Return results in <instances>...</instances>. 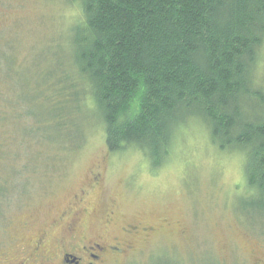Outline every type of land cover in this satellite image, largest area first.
<instances>
[{
    "label": "rangeland",
    "instance_id": "rangeland-1",
    "mask_svg": "<svg viewBox=\"0 0 264 264\" xmlns=\"http://www.w3.org/2000/svg\"><path fill=\"white\" fill-rule=\"evenodd\" d=\"M79 13L71 0H0V184L12 186L0 196L4 250L34 237L86 193L85 236L125 241L122 229L134 226L142 233L110 264H264V209L247 196L244 158L220 151L203 123L182 130L156 171L137 150L110 153L99 123L87 127L75 151L49 145L47 124L30 115L43 108L32 101L27 108L20 96L45 93L48 80L64 74L58 59ZM261 58L264 64V47ZM109 212L113 221L104 227Z\"/></svg>",
    "mask_w": 264,
    "mask_h": 264
},
{
    "label": "trees",
    "instance_id": "trees-1",
    "mask_svg": "<svg viewBox=\"0 0 264 264\" xmlns=\"http://www.w3.org/2000/svg\"><path fill=\"white\" fill-rule=\"evenodd\" d=\"M71 1L64 74L20 96L43 108L25 110L47 124L49 145L75 151L99 123L110 153L137 150L156 171L201 122L220 151L242 154L247 196L264 209V0Z\"/></svg>",
    "mask_w": 264,
    "mask_h": 264
},
{
    "label": "flooded vegetation",
    "instance_id": "flooded-vegetation-1",
    "mask_svg": "<svg viewBox=\"0 0 264 264\" xmlns=\"http://www.w3.org/2000/svg\"><path fill=\"white\" fill-rule=\"evenodd\" d=\"M86 195L75 196V202L59 214L56 221L26 242L14 244L11 251L4 250L3 244H0V264H110L112 258L131 252L135 237L142 234L139 227L123 228L127 237L125 241L85 236L88 232L83 219L87 209L81 207H86L83 201ZM109 213L104 227L113 221L114 213ZM141 229L143 233L150 231ZM54 230L58 233L51 236Z\"/></svg>",
    "mask_w": 264,
    "mask_h": 264
}]
</instances>
